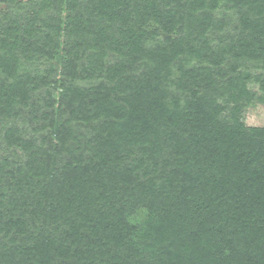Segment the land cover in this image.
<instances>
[{
    "label": "trees",
    "instance_id": "trees-1",
    "mask_svg": "<svg viewBox=\"0 0 264 264\" xmlns=\"http://www.w3.org/2000/svg\"><path fill=\"white\" fill-rule=\"evenodd\" d=\"M264 0H0V264H264Z\"/></svg>",
    "mask_w": 264,
    "mask_h": 264
},
{
    "label": "rangeland",
    "instance_id": "rangeland-1",
    "mask_svg": "<svg viewBox=\"0 0 264 264\" xmlns=\"http://www.w3.org/2000/svg\"><path fill=\"white\" fill-rule=\"evenodd\" d=\"M245 117L248 126H264V105L250 106L245 112Z\"/></svg>",
    "mask_w": 264,
    "mask_h": 264
}]
</instances>
